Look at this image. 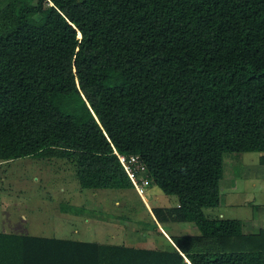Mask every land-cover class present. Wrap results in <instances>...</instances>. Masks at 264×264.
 Wrapping results in <instances>:
<instances>
[{
    "label": "trees",
    "instance_id": "1",
    "mask_svg": "<svg viewBox=\"0 0 264 264\" xmlns=\"http://www.w3.org/2000/svg\"><path fill=\"white\" fill-rule=\"evenodd\" d=\"M114 150L177 196L159 221L199 233L165 250L65 239L64 264H264L261 231L204 211L223 153L264 150V0H0V159L64 157L82 188L131 187Z\"/></svg>",
    "mask_w": 264,
    "mask_h": 264
},
{
    "label": "rangeland",
    "instance_id": "2",
    "mask_svg": "<svg viewBox=\"0 0 264 264\" xmlns=\"http://www.w3.org/2000/svg\"><path fill=\"white\" fill-rule=\"evenodd\" d=\"M223 163L222 204L205 207V213L222 218L238 217L246 234L260 231L264 234V150L225 152ZM144 196L133 186L82 188L72 159L35 155L0 159V229H11L4 227L7 223H20L21 230L35 231L40 221L50 227L51 222L55 224L58 220V210L80 201L81 205L90 206L88 214L112 219V223L120 222L123 226L133 222L149 237L159 230L148 206L154 209L177 204V196L163 192L150 179ZM72 222L65 219L64 230L73 228L69 226ZM186 224L195 226L193 222ZM188 229L185 232L192 235L194 230Z\"/></svg>",
    "mask_w": 264,
    "mask_h": 264
},
{
    "label": "crops",
    "instance_id": "3",
    "mask_svg": "<svg viewBox=\"0 0 264 264\" xmlns=\"http://www.w3.org/2000/svg\"><path fill=\"white\" fill-rule=\"evenodd\" d=\"M95 190L93 191L95 192ZM80 194L83 195L84 193L80 191ZM221 197L220 193V205L222 204ZM87 201L90 202L89 200ZM176 203L179 204L178 200ZM75 205L58 210V220L54 219L55 224L51 222L52 225L50 227L45 222H37L35 231L31 230L32 232L26 229L21 230L20 223L16 225L14 223L5 224L4 227L8 226L11 229L5 230L2 228L0 232L14 234L17 237H9L8 240L12 243L15 241V243L6 245L5 250H0V264H64V251L59 249L62 244L58 242L65 241V239L96 244H114V246L147 247V249L165 250L176 246L172 235H190L189 231L185 232V228L193 229L194 233L192 235H198L199 233L197 227L194 225H189L188 227L187 222L184 221L169 219L159 221L153 214L151 206H148V210L159 233L147 237L143 231L138 229V227L136 228L133 222L126 226H123L120 222L119 224L112 223V219L88 214L90 212H87V210L90 206L81 205L80 201L75 203ZM165 205L167 206V204ZM65 208L73 210H66ZM65 219L73 221L69 224L73 228L64 230L62 223ZM74 220L78 223L77 225H75ZM12 227H17V230L12 229Z\"/></svg>",
    "mask_w": 264,
    "mask_h": 264
},
{
    "label": "built area",
    "instance_id": "4",
    "mask_svg": "<svg viewBox=\"0 0 264 264\" xmlns=\"http://www.w3.org/2000/svg\"><path fill=\"white\" fill-rule=\"evenodd\" d=\"M114 153L116 154L124 171H126V175L129 180H131L132 186L135 188L137 193L142 196L146 191V187L150 179V173L147 170L143 158L138 152L123 154L114 150Z\"/></svg>",
    "mask_w": 264,
    "mask_h": 264
},
{
    "label": "bare ground",
    "instance_id": "5",
    "mask_svg": "<svg viewBox=\"0 0 264 264\" xmlns=\"http://www.w3.org/2000/svg\"><path fill=\"white\" fill-rule=\"evenodd\" d=\"M142 197H143V198L145 197L144 194L142 195Z\"/></svg>",
    "mask_w": 264,
    "mask_h": 264
},
{
    "label": "water",
    "instance_id": "6",
    "mask_svg": "<svg viewBox=\"0 0 264 264\" xmlns=\"http://www.w3.org/2000/svg\"><path fill=\"white\" fill-rule=\"evenodd\" d=\"M80 37V36H79Z\"/></svg>",
    "mask_w": 264,
    "mask_h": 264
}]
</instances>
